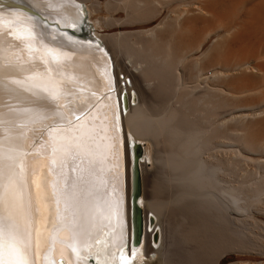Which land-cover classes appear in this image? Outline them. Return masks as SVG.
I'll return each mask as SVG.
<instances>
[{
    "label": "bare ground",
    "instance_id": "bare-ground-1",
    "mask_svg": "<svg viewBox=\"0 0 264 264\" xmlns=\"http://www.w3.org/2000/svg\"><path fill=\"white\" fill-rule=\"evenodd\" d=\"M99 1L0 0V264H151L160 228L157 264L264 256V0ZM85 2L98 27L163 19L94 37Z\"/></svg>",
    "mask_w": 264,
    "mask_h": 264
},
{
    "label": "rangeland",
    "instance_id": "rangeland-1",
    "mask_svg": "<svg viewBox=\"0 0 264 264\" xmlns=\"http://www.w3.org/2000/svg\"><path fill=\"white\" fill-rule=\"evenodd\" d=\"M106 1L107 0H100L99 3L102 6V5H105ZM84 5H85L84 6V8H85V24H87L86 26L88 27V30H89L90 34L92 33L91 35L94 36V37H95V34H100V35L101 34H109L110 35V34H113V33L117 32V31H121V30L122 31H129V30L148 29V28H151V27L155 26L156 24H158L163 19V17H160L157 20H154V21L150 22L147 25H141V26H136V27H122V28L108 29V28L104 27L102 24H99V27L97 26L98 23H101L99 21H101V18H103V16H104L103 12L102 11L101 12H97V11L90 10V3H88V2H85ZM123 16H124V14L121 13V17H123ZM111 56H112L113 61L115 63H117L118 65H121V63L123 61V59H122L123 55H117V56L116 55H111ZM193 56L197 57L198 54H193ZM121 59H122V61H121ZM122 70H120L121 74H123V72H124ZM136 83L135 84L137 86L136 87L134 86L135 88H137L136 90L139 93H141L140 95H142L143 97H144V94H146L145 98H148V96H147L148 93H147L146 90L144 91V87L141 85V83H139V82H136ZM139 88H142L143 90L142 89L139 90ZM143 92H145V93H143ZM169 96H167V98ZM167 98H165V100ZM171 98H172V96L170 98H168V101L167 100L166 101L165 100H161V99H159V101H164V103L171 102V101H173V99L171 100ZM169 99H170V101H169ZM127 138H128L127 140L129 142H131V140H133L132 136H128ZM134 141H135V145H137L138 149H139V154L138 155H136L135 152L133 154L134 158H135V161H137L142 156L140 158V160H139L140 161L139 162L140 165H141V163L147 164L146 168H145L147 174H145V172H144L145 170L143 171V173H144L143 174L142 171H141V168L139 169V167H138V170H139V195L138 196H141L140 198L143 200L144 204H147L148 203V199H147V196H145V195H147L148 192H145V190L148 191L150 189L148 187V185H150L151 175H152V173L155 172L154 170L156 169V162L154 160V157H155L154 147H153L151 142H149L148 140H145V139H134ZM143 177H144V180H143ZM140 209H141V215H142V213L144 215L143 211L145 209H142V208H140ZM144 222H145V219H144ZM157 222H158V220L156 219V223ZM141 223H142V220H141ZM144 226H145V223H144ZM144 232H145V227H144ZM142 240L143 241H141V245L144 246V244H143V242H144V233H143V236H142ZM153 240H154V242H153ZM163 240H164V234H163L162 229L161 228H160V230L156 229V233L152 234V242H151V244L153 246L158 247V248H154V249L158 250V255L159 256L157 257V259H156V256L153 257V259H156V260H153L151 264H157V261L159 259L161 260V259L164 258L165 253H166L165 250L167 248H166V245H165V241H163ZM153 255H155V254H151V257ZM246 262H252V263L264 262V256H257V255H251V254H242V253H238V252H230L224 259L221 260L220 264H233V263H246Z\"/></svg>",
    "mask_w": 264,
    "mask_h": 264
},
{
    "label": "water",
    "instance_id": "water-1",
    "mask_svg": "<svg viewBox=\"0 0 264 264\" xmlns=\"http://www.w3.org/2000/svg\"><path fill=\"white\" fill-rule=\"evenodd\" d=\"M136 151L135 154H139L138 146L135 145ZM133 179H134V190L132 196V210H133V229H134V238L136 243L139 242L141 233H142V223H141V209L139 208L136 199L139 195V170L137 163L133 164Z\"/></svg>",
    "mask_w": 264,
    "mask_h": 264
}]
</instances>
